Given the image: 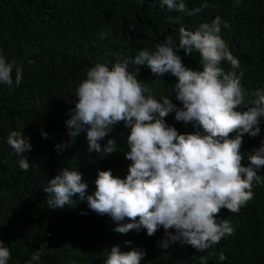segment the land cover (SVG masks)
Segmentation results:
<instances>
[{"label":"trees","instance_id":"obj_1","mask_svg":"<svg viewBox=\"0 0 264 264\" xmlns=\"http://www.w3.org/2000/svg\"><path fill=\"white\" fill-rule=\"evenodd\" d=\"M208 2L213 6L189 17L169 12L160 0H0V50L23 67L19 87L0 84V240L10 249L8 264H26L44 242L47 249L34 264H105L113 246L122 252L141 249L145 253L141 264H201L202 257H207L206 264H264V167L257 173L262 182L252 188L254 198L239 213L222 209L215 217L217 222L229 220L234 234L204 252L179 241L162 249L159 244L166 239L162 227L151 237L143 228L118 234L113 231L117 224L109 216L97 215L78 197H73L72 206L50 209L43 191L48 180L65 167L83 175L87 195L95 191L98 171L111 170L121 179L128 174L131 161L124 153L129 151L130 129L123 122L99 141L102 150L109 139L115 141L116 152L109 155L89 153L86 131L67 150H56L57 144L70 139L66 121L77 102L76 88L97 63L111 68L126 59L128 70L134 71L132 60L139 51L155 50L168 36L178 45L179 27L195 31L199 24L220 16L230 25L222 26L221 36L241 62L242 85L249 91L264 89V0H242L239 6L234 0ZM201 3L203 0H186L189 10ZM177 17L179 21L173 22ZM102 32L109 35L101 39ZM178 54L186 68L202 70L198 53L184 56L181 50ZM136 67L137 79L158 100L163 94L182 107L172 92L176 77L167 73L155 78L147 65ZM223 67L230 70L227 63ZM165 122L180 134L203 131L193 123L177 121L174 113ZM259 127V135L243 136L242 166L249 165L248 155L264 143V120ZM11 131L29 138L32 150L25 156L34 166L27 172L19 169L18 157L7 144ZM42 131L49 138H42ZM220 253L225 255L224 261L219 260Z\"/></svg>","mask_w":264,"mask_h":264},{"label":"clouds","instance_id":"obj_2","mask_svg":"<svg viewBox=\"0 0 264 264\" xmlns=\"http://www.w3.org/2000/svg\"><path fill=\"white\" fill-rule=\"evenodd\" d=\"M241 2L234 0L236 6ZM160 3L169 12L189 17L213 6L208 0L192 10L187 8L186 0H160ZM168 19L172 21L171 16ZM178 21L179 17L173 22ZM222 26L230 27L216 16L211 23L199 24L195 31L179 27L178 45L168 36L155 50L139 51L132 60L134 71L128 70L126 59L118 60L111 68L97 63L87 71L76 88L77 102L66 121L70 139L57 144L56 150H67L86 131L89 153L109 155L116 152L115 141L109 139L103 150L99 141L123 122L130 129L126 141L129 151L124 156L131 164L123 179L114 176L111 170L98 171L91 195H87L88 184L80 172L63 168L43 189L48 208L72 206L73 197H78L81 202L86 200L88 208L97 215L109 216L117 224L113 231L118 234L143 228L151 237L162 227L166 239L159 247L164 250L179 241L204 252L234 234L229 220L217 222L215 217L222 209L239 213L254 198V183L262 182L257 173L264 167V143L248 155L247 167L242 166L240 149L245 134L255 137L260 133L264 89L249 91L242 85L244 70L222 39ZM108 35L102 32L100 37ZM181 50L184 56L198 53L202 70L186 68L178 54ZM224 63L230 70L224 69ZM143 65L155 78L167 73L177 78L172 92L182 107L173 103V97L163 94L158 100L152 89L137 79L136 66ZM22 81L23 67L14 59L9 61L0 50V84L11 89L13 85L19 87ZM155 82L153 79L152 83ZM171 113L177 121L193 123L203 131L178 133L165 122ZM233 133L234 138H230ZM41 135L49 138L43 131ZM7 144L18 157L20 170L27 172L34 166H30L25 156L32 146L23 132L11 131ZM126 219L131 222L122 223ZM125 244L130 245L131 241ZM44 249L47 242L41 243L40 250L33 252L26 264L39 262ZM144 256L138 248L122 252L119 246H113L105 264H141ZM10 258V249L0 240V264H8ZM225 259L220 253L219 260ZM206 262L207 257H202L201 264Z\"/></svg>","mask_w":264,"mask_h":264}]
</instances>
